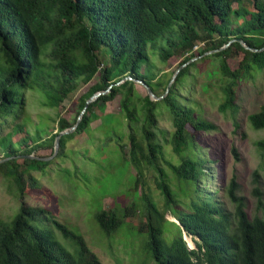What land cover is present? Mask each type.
Masks as SVG:
<instances>
[{
    "label": "trees",
    "instance_id": "trees-1",
    "mask_svg": "<svg viewBox=\"0 0 264 264\" xmlns=\"http://www.w3.org/2000/svg\"><path fill=\"white\" fill-rule=\"evenodd\" d=\"M241 41L257 50L245 48ZM200 43L203 47L195 54L193 48ZM262 47L264 0H0V127L9 117L19 119L9 132L0 135V174L13 182L21 197L41 188L30 171L43 170L51 162L24 156L42 146L43 140L39 133L32 138L23 117L20 119L25 107L24 91L38 92L42 105L57 108L97 74L98 82L78 98L79 112L91 94L111 87L89 103L74 132L60 137V148L74 134L89 128L98 117L94 108L100 102L111 101L118 93L120 109L129 122L141 118L140 133L130 125L126 159L136 173L133 190L137 193V187L142 188L130 205L113 206L94 214L103 233L113 235L126 217L140 213L144 221L138 224L140 236L143 235L139 264H264V216H249L235 176L226 186L236 218L232 228L229 213L212 201L210 194L200 202L196 200L202 197L200 190L207 188L201 186V178L207 174L204 159L194 152V133L217 126L203 118L193 105L183 103L176 87L183 76L190 74L196 61L217 62L223 95L218 109L229 111L235 118L238 105L234 86L237 79L253 77L252 71L264 68ZM208 51L212 52L204 54ZM150 52L157 53L164 62L179 53L186 54L182 61L185 65L167 93L171 77L157 83H164V89L157 94ZM237 54L241 57L231 68L228 59ZM196 56L199 57L189 61ZM142 65H146L143 70ZM127 76L131 79H124ZM133 79L144 81L156 95L164 96L152 100L147 93L140 95ZM120 80L123 81L116 85ZM158 103L165 106L170 117L173 130L169 143L180 159L178 164L162 157V144L155 132ZM233 121L237 128L236 119ZM248 121L252 128L264 129V103L249 114ZM71 125L65 118H58L59 131ZM16 135L18 138H13ZM255 145L264 150V137ZM232 152L236 153L234 148ZM161 157L178 179L188 180L184 194L188 202L180 200V193L171 188ZM146 167L156 172L155 185L163 197V210L144 188ZM253 177L254 183L258 182L257 170ZM253 190L256 206L261 208L262 192L258 186ZM166 211L174 217L170 222L176 227L170 243L163 237V223L168 221ZM59 234L71 248L65 246ZM183 235L190 237L192 248ZM0 264L102 262L83 236L52 212L22 202L10 220L0 219Z\"/></svg>",
    "mask_w": 264,
    "mask_h": 264
},
{
    "label": "rangeland",
    "instance_id": "rangeland-1",
    "mask_svg": "<svg viewBox=\"0 0 264 264\" xmlns=\"http://www.w3.org/2000/svg\"><path fill=\"white\" fill-rule=\"evenodd\" d=\"M246 5L251 8L248 1ZM197 45V48H193L194 53L198 48L203 47V43ZM185 55L179 53L164 62L158 58L157 53H149L150 66L155 74L152 81L156 84L157 94L164 89V83L159 85L157 83L168 80L177 69L180 70L184 66L182 61ZM240 57L241 54H237L229 58V66L235 68L236 60ZM217 65L218 63L213 60L196 61L190 68V74L183 76L176 87L183 103L193 105L203 118L217 126L214 130L194 133V152L204 159L207 174L201 178V186L207 188L200 190L203 193L202 197H196V200L200 202L204 195L210 194L212 201H217L219 206L229 213L232 228L236 218L226 186L233 176L238 184L239 194L244 197L249 216L252 217L254 214L264 216V150H259L255 145L256 140L264 137V129H254L248 121L249 114L257 111L264 103V68L252 71L253 77L237 79L234 90L238 111L235 118H232L229 111L223 113L218 109L223 95L219 89ZM145 67L146 65H142V70ZM98 80L96 74L88 84H81L76 91L70 93L57 108L42 105V96L38 92L24 91L25 107L20 119L23 117L24 124L33 135L32 138H36L38 133L43 135V140L40 141L42 146L37 147L31 154L38 156L53 154L52 137L59 132L58 118H65L73 124L80 109L79 96ZM134 86L140 95L147 93L146 89L135 80ZM120 98L121 94L118 93L113 100L100 102L94 108L98 117L91 121L89 128L67 139L64 148L59 147L47 160L51 162L43 170L30 171L31 175L37 178L41 188L26 192L20 197L13 182L0 174V219L10 220L22 202L41 206L52 212L54 217L65 223L68 228L81 234L102 264H139L143 235L140 236L138 224L144 221L140 213L126 217V222L111 236L103 233L94 218L98 210L130 205L142 188L138 186L137 193L133 190L136 173L126 159L130 125L140 133L141 118L129 122L124 111L120 109ZM155 112L158 115L155 132L162 144V157L178 164L180 159L173 153L169 143L173 130L169 114L162 103H158ZM136 115L139 116V112ZM234 119L238 123L237 128L234 126ZM18 120L9 117L1 124L0 135L9 132ZM187 127L192 131L189 126ZM13 138L17 139L18 135ZM233 148L236 153L232 152ZM1 157L2 152H0ZM162 157V166L168 175L171 188L180 193L178 196L180 200L188 202V197L184 195L187 192L188 180L178 179L163 162ZM254 170L258 171L256 183L253 181ZM154 176H156L155 170L146 167L144 188L163 210V197L156 188ZM254 186H258L262 192L261 208L256 206ZM165 218L168 221L163 223V237L167 243H170L176 227L170 222L174 217L169 211H166ZM58 236L65 246L71 248L60 234ZM183 237L191 247L190 237L188 238L187 235Z\"/></svg>",
    "mask_w": 264,
    "mask_h": 264
},
{
    "label": "water",
    "instance_id": "water-1",
    "mask_svg": "<svg viewBox=\"0 0 264 264\" xmlns=\"http://www.w3.org/2000/svg\"><path fill=\"white\" fill-rule=\"evenodd\" d=\"M242 42V44H243V46L245 47V48H247V49H250V50H257V49H254V48H250L247 44H245L243 41H241ZM226 46V45H225ZM224 47V46H223ZM222 47V48H223ZM261 49H264V47H262ZM212 51H208V52H205L204 54H208V53H211ZM191 59H194V58H191ZM183 65H185V64H183ZM179 72V69H177L175 72H174V74L172 75V77L170 78V80H169V82H168V84H167V87H166V90H165V93H167L168 92V90H169V87L171 86V83L174 81V79H175V77H176V75H177V73ZM124 79H131L130 77H124ZM133 80H135V81H137L138 83H140L145 89H146V91H147V94L149 95V97H150V99H152V100H159L160 98H162L163 96H164V94L163 95H161V96H158V95H156L154 92H153V90L149 87V85L148 84H146L144 81H142V80H139V79H133ZM121 82L119 81V82H116L115 84L116 85H118V84H120ZM111 86H108V88H106V89H104V90H99V91H96V92H94L93 94H91L87 99H86V101H85V103H84V106H83V108L81 109V111L79 112V114H78V116H77V118H76V121L74 122V124H72L70 127H68V128H65V129H63V130H61V131H59V132H57L56 133V135H55V137H54V141H53V154L52 155H54L56 152H57V150L59 149V147H60V137L61 136H63V135H66V134H69V133H72L76 128H77V126L79 125V122H80V120H81V117H82V115L84 114V112L86 111V109H87V107H88V105H89V103H91L92 101H95L100 95H102V94H104V93H106V92H108V90H109V88H110ZM51 155V156H52ZM25 157H27V158H37V159H40V160H48L51 156H35V155H33V154H28V155H24ZM1 161V160H0ZM186 240V239H185ZM190 247V246H189Z\"/></svg>",
    "mask_w": 264,
    "mask_h": 264
},
{
    "label": "clouds",
    "instance_id": "clouds-1",
    "mask_svg": "<svg viewBox=\"0 0 264 264\" xmlns=\"http://www.w3.org/2000/svg\"><path fill=\"white\" fill-rule=\"evenodd\" d=\"M185 240V239H184ZM194 243V242H193ZM189 246V245H188ZM195 245H193V247H194ZM192 248V247H191Z\"/></svg>",
    "mask_w": 264,
    "mask_h": 264
}]
</instances>
